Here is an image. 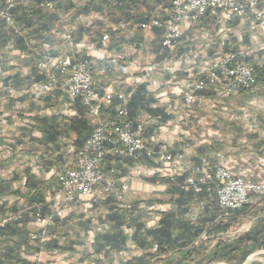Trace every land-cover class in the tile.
I'll use <instances>...</instances> for the list:
<instances>
[{"label": "crops", "instance_id": "1", "mask_svg": "<svg viewBox=\"0 0 264 264\" xmlns=\"http://www.w3.org/2000/svg\"><path fill=\"white\" fill-rule=\"evenodd\" d=\"M89 1L91 0H54L56 8L60 10L61 18L52 31L53 44L46 41L45 38L17 36L23 39L25 46L28 44L29 47L37 49L36 52L27 54L25 60L32 62L33 56L44 52V45L50 47L49 54L51 56L64 55L67 50L66 46L55 35L56 31H62V28L72 30L75 43L73 58L76 60L89 55L102 59L105 53H131L135 58L140 59L141 67L139 69L129 68L127 65L114 66L104 61L107 74L105 76L97 75L94 86L100 95L108 87H111L112 92L117 95L119 93L132 94L130 106L128 105L131 116L145 121L154 120L153 123L160 122L158 125L149 124L146 129L145 139L149 148L155 153L163 150L177 158L181 156L192 164H204L208 168L216 163V153H222L226 158L227 168L235 175L258 180L263 173L260 172L259 165L261 161H264V64L258 66V69H263V71L260 80H258L257 94L238 91L235 96L228 98L219 88H215L198 94L197 101L191 106L183 105V99L187 90V82L190 80L189 72L185 66L187 58L199 53L201 47L210 42L209 39L213 42L210 46L211 49L208 50L211 55H216L221 51L226 53L238 51L247 47L256 48L257 53L254 55H260L264 50V29L259 28L256 24L243 21L237 16H234L226 26L216 22L214 18L206 17L201 23H197L187 30L185 42L181 48L163 50L161 47L162 29L149 25L157 12L163 21L168 18V0H94V8L87 15L78 14L77 11L84 8ZM44 12L52 13L46 10ZM99 26H102L104 31L99 41H96L94 33ZM224 28L227 29L226 32ZM81 30L86 31V34L79 41ZM128 31L132 34L130 37L126 34ZM105 37L108 38L106 42L104 41ZM10 43L5 49H8ZM87 47H93V50L87 51ZM145 48L149 49L148 54L144 53L143 49ZM3 56L2 52L1 59ZM248 60L252 64H257L252 56ZM8 61L4 64L14 66L16 62V67L21 70L20 79L25 80L27 76L31 75L33 66L27 75L26 69L18 65L17 59H8ZM152 63L158 65L157 72L150 83L140 84V80L145 75L142 68L144 65ZM181 67L183 70H180ZM6 73L3 75L6 76ZM38 75L42 80L41 72ZM35 81L31 79L30 82ZM25 85L21 81L16 87L3 88L4 84L0 83V181L5 185H10L11 191L16 190L20 193L14 195L10 191L0 197V217L8 210H20L18 205L22 204L25 207L32 205L23 197L28 193L30 183L38 186L44 184L43 203L50 202L44 210L46 213H50L52 208L57 205L54 197L58 186L54 176L56 163L62 158L64 159L69 151L77 148L76 143L80 139L93 132L85 128L87 131L82 130L79 137L73 132H68L71 122L80 118L79 106L84 108L86 119L95 127L80 100H76L72 111L66 112L64 106L69 104V101L66 97L62 99L60 92L40 101L35 100L32 95L19 97L16 92H12ZM117 95L111 106L102 111L103 120L114 115L119 104ZM137 96L140 99L133 102ZM168 99L171 100L170 103H168ZM133 103H135L134 106ZM29 112L37 118L47 119L55 127H58V131L61 133L52 141L50 140L48 147L52 151L49 154L45 153L43 146L44 143H48L47 139H50L47 133L41 129L42 127L37 122L26 125L28 120L22 121L21 119L22 116H26L22 113ZM250 126L253 127L250 129ZM14 133L15 135H13ZM110 160H113L110 166L113 165L117 169L121 178L135 177L136 171L140 169H146L150 177L134 180L130 184V193L121 203V205L131 206L128 211L132 213L129 219L124 220L122 226L127 237L125 250L107 254V249H105L97 254L93 247L90 249L88 247L87 253L89 254H86L85 259H80L82 261L79 264H115V260H121V264L130 262L138 264L141 255L155 254L156 247L150 249V246H147L144 250L139 248V244L134 240L137 227L140 224H144V229L139 232L141 236H144V233L149 234L162 228L165 225L164 221L167 220L173 221V226H171L173 230L178 228V221L191 224L208 223L212 220L215 223L219 222L216 193L195 195L192 192L183 191L180 185L184 178L179 176L173 181L170 178V173H174L171 165L154 161L145 153L139 158L119 159L112 156ZM151 183L159 184L163 189L151 190L150 198L152 199L146 201L142 192H146ZM15 196H18L17 199L18 202L20 200V203L17 201L13 203ZM110 200L116 202L114 198ZM261 202L264 203V196L254 197L250 204ZM107 203L108 201L103 202L99 206L105 208ZM117 205L120 204L117 202ZM69 207L73 208L67 209L66 207L64 219L57 220V224L59 222L64 225L62 232L59 231L55 234L64 237L66 241L70 238L68 223H71L65 219L66 212L72 216L93 208L87 199L81 204ZM82 207L84 210H78ZM141 207L145 209H141ZM196 213H199V218L196 217L195 220L188 218ZM109 214V209H107V218ZM170 214L174 217H171ZM87 221H81L79 225L89 231L91 221L90 219ZM22 223L10 227L17 226L26 230L27 233L36 230V224L29 213L25 214ZM57 224L51 229L53 234ZM103 225L106 227H103L105 230L101 233H93V230L86 232L85 236L90 239L91 243H94L98 235H105L113 229V223H109L108 219L103 222ZM8 233L9 231L6 230L3 235L0 234V246H4L3 243L9 239L19 241L17 236H9ZM140 234H138L139 237ZM199 239L207 240L208 237L206 233H202ZM28 242L18 250L17 261L12 259L13 264H35L39 250L31 247ZM128 249L133 251L132 255L131 252L126 253ZM54 250L43 251L55 255ZM58 251L59 253L62 251V257L66 258L62 264L71 262L70 260L79 254L74 247L66 251L63 249H58ZM176 258L177 256H174L172 262H176ZM51 261L53 259L46 257L42 264Z\"/></svg>", "mask_w": 264, "mask_h": 264}, {"label": "built area", "instance_id": "2", "mask_svg": "<svg viewBox=\"0 0 264 264\" xmlns=\"http://www.w3.org/2000/svg\"><path fill=\"white\" fill-rule=\"evenodd\" d=\"M169 14L166 20H162L158 12L150 22V27L162 29L161 47L163 50L181 48L185 42L187 30L197 23H201L206 17L214 18L221 25H227L230 20L237 16L243 21L256 24L264 29V0H168ZM0 21L5 28L15 37H23L22 28L18 25L14 10L16 7L25 9H42L54 12L56 5L49 0H0ZM60 38L66 46V52L60 57L49 54L50 47L43 46V53H38L37 68L42 74V80L29 86H23L16 92L19 97L32 95L35 100H41L56 92L61 93V98H68L69 104L64 106V111L73 110L76 100H80L92 119L94 130L84 143L69 151L61 168H55L54 176L57 179L55 192L56 207L50 213L44 208L47 203H33L29 207H22L17 211H6L0 217V230H5L12 225H20L25 214L29 213L36 224V230L28 233V243L34 249H38L35 264H42L43 248L47 244L58 242V246L66 243L64 237H59L51 232L57 224V220L64 219L65 207L76 206L87 199L93 207L114 198L120 205V210H129L131 206L124 205L125 197L130 193V184L134 180L147 179L150 177L146 169L136 171L135 177L121 178L117 169L108 161L112 156L119 159L128 157L139 158L145 153L149 158L160 163L171 165L174 173L170 178L175 181L176 177H183L180 187L183 191L192 192L195 195L205 193L217 195L218 220H228L234 212L249 205L254 197L264 196V161L260 162L262 175L258 180H250L235 175L226 166V158L222 153H216V163L208 168L206 165H195L185 161L183 157L173 156L171 153L160 150L155 153L145 139L146 129L154 120H142L131 116L128 105L132 94L112 92L108 87L100 95L95 89V77L105 76L107 70L101 62L107 61L112 65H127L129 68L139 69L141 61L131 53H110L102 59L92 56L76 60L74 59V39L72 30L66 29ZM226 32L227 29L224 28ZM107 37L104 38L106 42ZM209 41V40H208ZM210 42L202 46L199 53L187 58L185 65L190 80L187 82L183 105L191 106L197 99L198 94L208 89H220L223 94L230 98L238 91L254 93L258 86V66L264 64V50L260 55L256 48H241L238 51L224 52L208 57ZM26 47L30 52L37 49ZM8 49L19 61L26 59L27 54L16 49L11 42ZM92 51L93 47H87ZM207 50V51H206ZM253 57L257 63L252 64L248 58ZM14 66H17L14 63ZM158 65L155 63L144 65L145 72L140 84L150 83L157 72ZM167 70V68H164ZM180 70H183L182 67ZM11 88V87H10ZM119 104L114 115L103 120L101 113L111 106L115 96ZM171 100L168 99V103ZM157 121V120H156ZM253 126H250L251 129ZM162 190L159 184H150L148 193ZM142 209V207H141ZM12 245V244H10ZM59 254L58 249L54 250ZM3 248L0 246V258ZM46 264H59L51 261Z\"/></svg>", "mask_w": 264, "mask_h": 264}, {"label": "trees", "instance_id": "3", "mask_svg": "<svg viewBox=\"0 0 264 264\" xmlns=\"http://www.w3.org/2000/svg\"><path fill=\"white\" fill-rule=\"evenodd\" d=\"M53 1L54 0H49ZM95 1L91 0L86 4L84 8H80L77 12L78 14L87 15L93 8ZM2 6L0 5V9ZM15 19L18 25L22 28L23 35L27 38H36L42 39L45 38L46 41L53 44L52 31L57 22L60 21V10L59 8L52 12L47 13L42 9H25L22 7H17L14 10ZM104 29L102 26H99L95 30L96 41H99ZM86 34V31L81 30L79 33V41L82 40V36ZM13 42L16 48L20 49L23 52L30 53L29 49L25 46L23 39L13 36L11 31H7L5 25L0 21V83L4 84L3 88L7 87H16L21 81L29 86L34 82H30L31 79L36 80L35 82L41 81V77L38 75L40 71L37 68V62L39 60L38 55L33 56L32 59V72L31 75L27 76L25 80L20 79V68L16 66L5 65L1 59L2 52L6 46ZM102 66H105L101 62ZM263 69H258V80L262 75ZM7 72V73H6ZM6 73L7 75H3ZM259 82V81H258ZM138 96L133 99V102L138 100ZM135 103L132 105L134 106ZM130 106V105H129ZM128 106V107H129ZM133 109V107L131 106ZM78 113L80 118L75 119L71 122L68 132L75 133L78 137L82 134V130L87 128L90 132L93 131V126L90 124L88 119H86V112L81 106L78 107ZM36 122L41 126L42 130L47 133L50 139H47L48 143H44L45 153L49 154L52 149L48 147L50 140L52 141L56 138L57 135H60L58 127H55L53 123L47 119L36 118ZM86 130V129H85ZM86 130V131H87ZM90 135V134H89ZM83 137L80 139L76 146L80 147L84 141L89 137ZM64 163L62 158L59 162L56 163V168H61ZM113 163V160L108 161V166ZM56 178V177H55ZM57 181V179H56ZM176 189V188H174ZM178 190V189H177ZM11 191L10 185H5L4 182L0 181V197L9 193ZM44 184L38 186L37 184L30 183L28 188V193H26L24 199L33 203H43V193ZM179 192V190H178ZM11 194H20L19 191L12 190ZM264 203L258 204H249L243 207L241 210L233 213L232 217L228 221H208V223H198L191 224L189 222H179L176 229H172L173 221H164L165 224L162 228L153 231L152 233H144V236H141L139 232L144 229V224H140L137 227V232L134 236V240L139 244V248L146 249L147 246H150V249L156 247L155 254L152 255H141L138 259V264H193L197 258L199 261L197 264H216V263H227V264H244L246 259L256 253V251L264 250V216H259V213L264 214ZM109 209L108 221L113 223V229L106 233L105 235H98L95 239L94 245L92 246L95 249V253H101L107 249V254L112 252H120L125 250L127 237L125 231L122 229L125 219H129L132 215L128 210H120L117 205V202L113 200H108V203L105 206ZM134 210V209H133ZM255 215L258 218L256 225L246 234L240 235L232 241H219L217 240L219 235H222L228 232L231 229H234L241 225L243 221ZM171 217L174 215L170 214ZM170 219V218H169ZM62 224L58 222L57 227L54 229V234L63 230ZM178 229V230H177ZM9 231L11 235L18 237L17 241L11 248L8 249L9 257L17 258L18 250L22 245H26L28 241V234L26 230L20 229L17 226L8 227L5 230H0V234H4ZM53 233V232H52ZM202 233H206L208 239L200 240ZM140 234V237L138 236ZM149 240V241H148ZM216 240L218 242H216ZM216 242L215 245L211 248L210 251H207L204 248V245L208 242ZM52 249L67 250L70 249L69 246H58V242L47 244L43 250L50 251ZM143 250V252H144ZM174 256H177L176 262H172ZM1 259V258H0ZM1 264V261H0ZM127 264H134L132 262ZM259 264V263H251Z\"/></svg>", "mask_w": 264, "mask_h": 264}, {"label": "rangeland", "instance_id": "4", "mask_svg": "<svg viewBox=\"0 0 264 264\" xmlns=\"http://www.w3.org/2000/svg\"><path fill=\"white\" fill-rule=\"evenodd\" d=\"M66 31L67 30H64L62 28V31H59V32L56 31L55 35H56V37H59V39H60L65 34ZM128 32L126 34H128V36L130 37V35H132V34H131V32H129V33ZM210 33H212V32L210 31ZM209 40H210V44L213 43L211 41V39H209ZM133 45H135V44H133ZM58 46H61V45H58ZM59 49H61V47H59ZM201 49H202V47H201ZM210 49L211 48H209V49L207 48V50H210ZM143 51H144L145 54H148L149 49L145 48V49H143ZM25 53L29 54L27 52H25ZM50 53H53V52H50ZM3 54H4V56L2 58L3 62L7 63L8 59H11V60L12 59L13 60L17 59L16 57L11 58V56L13 57L14 54H12V51L10 49H4L3 50ZM212 56H214V55H211V53L209 51L208 57H212ZM17 63H18V65L20 67H23V69H26L25 72L28 75L29 72H30L29 69L32 67V62H30V60L19 61L17 59ZM257 91L258 90L256 89L255 92L252 93V94H257ZM22 115H26V116H22V118H21L22 121L28 120V122L25 123L26 125L30 124L31 122L32 123H36L35 120H36L37 117L34 116L33 113H30V112L27 113V114L22 113ZM13 135H15V133ZM142 193H143V196H145L144 198L147 199L146 201L152 199V198H150L151 196H150V193H148V191H146V192L144 191ZM17 198H18V196H15L13 198L14 199L13 203H15L16 201H17V203H20V200L18 202ZM24 206L25 205L21 204V205H18V208L21 209ZM68 208H73V207H69L68 206L67 209ZM142 209H145V208L142 207ZM78 210H84V208L83 207L82 208H78ZM148 211L151 212V210H148ZM106 212H107V208L106 207L102 208L100 206L89 208V210L87 209V212H78L76 215H72V216L66 212L67 217L65 219L67 221L71 222L72 224L68 223V225H70V227L67 226L68 227V235L70 236V238H69L68 241H66V243L63 246H67L68 245L70 248L74 247L76 249V252H79V254H76L74 256V258L72 260H70L71 261V262H69L70 264H79L82 261L80 259H85L86 254H89V253H87L88 252L87 251L88 247L90 249L94 245V243H91L90 239H87L85 234H86V232H89L91 230H93L92 231L93 233H101V232H103L105 230V229H103V227L105 228L106 225H103V222L107 221ZM262 215L264 216V214L259 213V216H262ZM199 216H200L199 213H196L195 215H192L190 217L188 216V218L189 219L191 218V219L195 220L196 217L199 218ZM258 218L259 217H255V215H251L250 217L246 218L243 221V223L241 225H239L238 227H236L234 229H231V230H229L228 232H226V233H224L222 235H219L217 240H219V241H232V240L236 239L237 237H239L240 235L248 233L256 225V223L258 222ZM88 219H90V221H91V223L89 225V231L85 227H81L79 225L81 223V221L84 222V221H87ZM219 221L226 222L228 220H219ZM8 235L12 236L10 233H8ZM217 240H216V242H218ZM16 242L17 241H14L13 239H9L7 242L5 241L3 243V245H4V246H2L3 254H2V257L0 259L1 264H13L12 263V259H13V261H17V259L15 257L14 258H12V257L10 258L9 257L10 254L8 253V249L11 248L13 246V244H15ZM72 242H74V244H71ZM216 242H213V241L211 243L208 242L207 244L204 245V248H206L207 251H210L211 248L215 245ZM8 243L12 244V245H9ZM128 252H131V255H132L133 251L128 249V251H126V253H128ZM62 256H63V252L62 251H60V253L58 255H52L49 252H43V254H42V259L43 260L42 261H44V259L47 257V258L53 259V261H55V260L58 261L59 264H62V262L64 260H66V258L62 257ZM248 258H250L251 260L247 264H251V263H254V262L259 263V264H264V250L256 251V253L250 255ZM247 259H246V261H247ZM67 260H68V258H67ZM115 261H116L115 264H121V260H115ZM194 261L195 262L193 264H197L198 261H199V258H197ZM246 261H245V263H246ZM65 263L69 264L68 262H65ZM216 264H227V263L221 262V263H216Z\"/></svg>", "mask_w": 264, "mask_h": 264}, {"label": "water", "instance_id": "5", "mask_svg": "<svg viewBox=\"0 0 264 264\" xmlns=\"http://www.w3.org/2000/svg\"><path fill=\"white\" fill-rule=\"evenodd\" d=\"M250 260H251V259H250V258H248L245 264H247V263H248Z\"/></svg>", "mask_w": 264, "mask_h": 264}]
</instances>
